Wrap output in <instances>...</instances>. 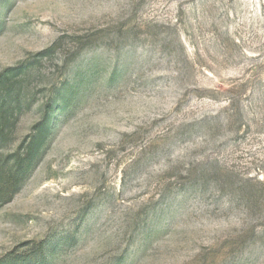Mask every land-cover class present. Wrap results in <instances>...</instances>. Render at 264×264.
Returning a JSON list of instances; mask_svg holds the SVG:
<instances>
[{"label":"rangeland","instance_id":"rangeland-1","mask_svg":"<svg viewBox=\"0 0 264 264\" xmlns=\"http://www.w3.org/2000/svg\"><path fill=\"white\" fill-rule=\"evenodd\" d=\"M15 69L0 264H264V0H0Z\"/></svg>","mask_w":264,"mask_h":264},{"label":"trees","instance_id":"trees-1","mask_svg":"<svg viewBox=\"0 0 264 264\" xmlns=\"http://www.w3.org/2000/svg\"><path fill=\"white\" fill-rule=\"evenodd\" d=\"M18 70H6L0 74V120L8 124L16 119L18 113V104L13 99L16 95L18 97V92L15 95L14 91H11ZM45 135H48V129L43 125L38 131V137L22 150L6 158L0 157V206L13 199L27 178L39 155Z\"/></svg>","mask_w":264,"mask_h":264}]
</instances>
